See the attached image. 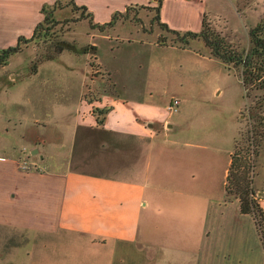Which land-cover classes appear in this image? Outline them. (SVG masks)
Here are the masks:
<instances>
[{"label": "crops", "instance_id": "obj_1", "mask_svg": "<svg viewBox=\"0 0 264 264\" xmlns=\"http://www.w3.org/2000/svg\"><path fill=\"white\" fill-rule=\"evenodd\" d=\"M34 1L36 12L33 17L30 16L29 9L26 12L23 10L27 8L24 2L29 0H0V9L3 11L0 18L6 19V22L0 20L3 36L13 34L16 39L19 35L32 34L35 25L43 18L40 8L44 3L53 2ZM74 1L86 6L99 23L110 20L115 11H122L127 6L149 3V0ZM223 1L230 4L236 2ZM29 5H32V0L28 7ZM18 19H29L27 28H24L26 30L18 29L15 32L13 26ZM201 20L194 27L178 28L174 24H167L176 30L199 31ZM147 62L146 65L149 64ZM97 64V71L108 75L117 72V65L114 63L97 60ZM146 72V77H150L149 67ZM108 75L106 77L109 80ZM108 80L103 85L95 80L89 83L88 90L95 88L99 91L98 95L88 98L81 96V85L64 102L52 101L57 106L60 105L54 108L55 112L58 108V113L52 118L54 129L47 131L46 122L41 124L43 131L38 133L39 139L46 145L44 150L49 152L48 157L42 153L39 159L41 163L47 162L52 169L37 167L26 170L21 167V160L8 150L0 153V264H113L119 256L117 254L121 253L118 259L121 262L125 253L130 251L129 248L137 251L146 249L149 256L146 254L144 260L150 264H162L165 260L162 257H167L172 247V234L169 236L164 232H171V225L163 223L159 218L155 219L162 210L172 212L173 226L177 224L175 221L180 223V218L191 221V226L187 229L193 233L196 229V232L200 231V238L195 241V245L199 246L198 250H211L214 253L220 235L226 233L225 229H229V226L239 230V234L231 239L232 243L236 242L237 247L245 245V239L246 242L248 240V233H245L248 231L245 219L247 214L240 212L237 199L226 201L224 196L215 201L213 198L206 199V194L194 195L193 190L192 193L185 187H176L174 190L170 187L171 182L191 185L197 180L208 183L217 173L224 178V185L233 141L239 133V112L235 113V121L233 116L227 117L222 112L225 119L223 129L219 131L222 147L213 148L218 155L224 154L225 162L194 159L195 171L192 160L185 154L189 146L186 144L189 143H181L179 138L169 139L171 131L173 136L175 133L179 136L188 130L196 116L191 115L189 106L195 102L190 101V98L184 101L181 97L178 111L170 114L166 112V106L174 94L161 99L155 97V94L154 99L152 95L145 99L137 93L124 97L110 92L113 82ZM116 83L126 89L122 82ZM144 85L142 95L150 89L151 80H146ZM78 86L76 84L73 87ZM65 92L68 93V90ZM148 92L152 94L151 90ZM104 107H108L109 111L104 121L98 123L92 109ZM8 145L13 149L12 143ZM202 148L205 149V146ZM67 150L64 160L61 157L59 159L58 156L64 155ZM165 150L166 162H161ZM75 160L86 165V168L88 165H99L104 169L106 166L108 169L116 166L118 171L79 170L72 166ZM156 161L161 163V168ZM199 163L200 171L197 167ZM164 165L166 169L163 168ZM122 167H126L127 172L121 173ZM161 177L168 181L161 188L162 191L158 189L159 180L156 179ZM176 199L178 204L192 199L194 213L188 207H174ZM204 200L211 201L213 210L210 213L208 208L206 210L201 205ZM262 201L264 212V200ZM231 204H235L234 213L231 210L223 216L224 208ZM214 207H217L216 210ZM179 209L185 212L175 211ZM252 222L254 224V220ZM254 225L251 228L253 231ZM160 232L164 233L163 238L166 239L162 240ZM209 255L204 257L206 263L213 259ZM166 261L165 264H171L168 258Z\"/></svg>", "mask_w": 264, "mask_h": 264}, {"label": "rangeland", "instance_id": "obj_2", "mask_svg": "<svg viewBox=\"0 0 264 264\" xmlns=\"http://www.w3.org/2000/svg\"><path fill=\"white\" fill-rule=\"evenodd\" d=\"M29 2H24L27 8L23 10L26 12L29 9L30 16L34 17L35 1L32 0V5L28 7ZM67 2L68 0H62L61 8L51 12V21L47 24L51 28L47 35H40L28 42L20 52L12 55L5 65H0V153L8 150L11 155L21 160L20 165L26 170L37 167H42L43 170L52 169L47 162L41 163L39 159L42 153L49 156V152L44 150L46 145L39 139L38 133L43 131L41 124L47 122V131L53 130L52 118L58 113V108L56 112L54 108L60 105L57 106L52 101L64 102L65 98L76 93L81 85L83 86L81 96L88 98L99 94L97 89L88 90V87L90 88L89 83L92 80L100 81L102 85L108 80L106 72L97 71L99 68L97 60H102L117 65V72L108 75L109 80L113 82L110 85V92L124 97L137 93L145 99L150 95L154 99V94L159 99L174 94L172 98L178 99L179 103L181 97L184 101L190 98L192 99L190 101L195 102L189 106L191 115L196 114V116L188 130L180 133L179 136L176 133L173 136L174 133L171 131L169 137L171 140L179 138L181 143H189L186 144L189 146L185 154L192 160L195 171L194 159L225 162L224 154L218 155L213 147H222L219 131L225 124L223 115L233 116L235 121V113L239 112V133L235 138V149L248 159L251 188L261 205L264 200V93L262 90L245 88L241 82V69L233 66L227 69L218 58L211 55L210 49L200 38L189 39L184 43L172 32L162 29L154 20L155 11L148 8L155 7L158 0H149L148 4L132 5L126 16H120L112 27L103 32L92 29L87 20H78V12L73 11ZM45 11H49V8ZM2 13L0 9V15ZM203 15L209 27L224 38L230 49L238 52L247 51L250 47L249 27L260 20L264 23V0H236L234 4L223 0H205V3L204 0H165L164 2L161 0L160 21L171 26L174 24L178 28L194 27ZM0 20L6 19L0 18ZM28 20L18 19V22H14L15 32L27 28ZM168 24L167 26L171 28ZM14 36L8 33L3 36L0 31V47L15 44L17 38L15 39ZM162 40H165L163 45L158 43ZM91 45H96V48H90ZM58 47H63V50L57 52ZM143 60L148 61L149 64L146 65ZM147 67L151 71L148 78ZM146 80H151L152 87L149 85V90L152 94L148 90L142 95ZM116 81L122 82L126 89L121 88ZM76 84L79 86L73 87ZM107 88L109 89L108 85ZM66 90L68 93L65 92ZM166 112L170 113L167 110ZM255 131L258 133L257 138ZM10 143L13 144V149H10L8 145ZM47 145L50 148V144ZM203 145L205 149L202 148ZM66 152L68 153V150L64 151V155L58 156L59 159L61 157V160H64L67 156ZM162 161L166 162V150ZM156 163L160 162L156 161ZM127 165L129 166V163ZM72 166L86 171L111 172V169L118 171L116 166L111 169L106 166L104 169L99 165H88L86 168V165H81L77 160L73 161ZM161 166L160 163L159 168ZM200 166L199 163L197 165L199 171ZM126 167H122L121 173L126 171ZM163 168L166 169V165ZM156 179L159 180L158 189L162 191L161 188L166 186L167 180L162 177ZM223 181L224 178L217 173L208 183L197 180L191 185L171 182L170 187L172 190L176 187L182 189L185 187L192 193L194 191V195L206 194V199L213 198L217 201L225 196ZM210 202V200L201 202L202 207L209 209V213L213 210ZM183 203L178 204L176 199L174 207L180 206L183 209L188 207L193 214L194 201L190 199V202ZM217 207H214V210ZM234 208L235 204L225 207L223 216ZM164 212L166 211L162 210L155 219L159 218L163 223L171 225L172 231L164 230V232L169 236L172 234L170 242L172 247L167 257H162L165 258L162 264L167 262V258L171 264H264V246L254 225L255 222L252 224L251 215L245 216L248 222V231L245 232L248 233L246 244L237 247L236 242L232 243L231 239L239 234V230L229 226V229H225L226 233L220 235L218 247L213 253L211 250L207 252L198 250L199 246L195 245L197 244L195 241L200 238V231L196 232V229L193 233L187 229L191 226V221H183L180 218L178 219L180 223L175 221L177 224L173 226L172 212ZM243 224H246V221H243ZM163 234V232L159 234L162 240L166 239L163 238ZM194 234L197 236H193ZM128 250L130 251L125 253L121 262H118L121 253L117 254L119 256L113 264H150L149 261L144 260L146 254L149 256L146 249L137 251L129 248ZM208 254L213 258L210 259V263H206L204 259Z\"/></svg>", "mask_w": 264, "mask_h": 264}, {"label": "trees", "instance_id": "obj_3", "mask_svg": "<svg viewBox=\"0 0 264 264\" xmlns=\"http://www.w3.org/2000/svg\"><path fill=\"white\" fill-rule=\"evenodd\" d=\"M67 3L73 11L78 12V20H87L92 29H97L100 32L106 31L108 28L112 27L115 20L120 16H126L131 7L127 6L123 11H115L110 20L99 23L94 20L93 13L86 6L78 5L74 0H68ZM61 5L62 0H53L51 4L44 3L40 8L43 18L35 25L30 37L26 38L23 35H19L15 44L0 47V65H5L9 58L20 52L23 46L28 42L36 39L40 35H47L51 28L47 25L51 21V12L61 8ZM46 8H49V11H45ZM148 8L155 11L154 20L157 21L162 29L172 32L177 39L184 43H187L189 39L200 38L210 49L211 55L218 58L227 69H231L232 66L233 68L238 67L241 69V82L245 88L259 89L264 93V23H262V20L249 27V49L247 51L238 52L234 49H230L224 38L218 33H215L209 27L204 19V15L201 20L199 31H180L171 29L166 23L160 21L159 12L161 8V0H158L155 7ZM158 43L163 45L165 44V40ZM90 48L95 49L96 47L95 45H91ZM62 50L63 47H58L57 52H61ZM108 111V107L92 109V113L95 115L98 123L104 121ZM257 135L258 133L255 131V138H257ZM235 145L236 140L234 139L230 154V163L228 165L227 175L224 182V198L226 201L237 199L240 212L252 216L264 246V212L251 188V179L248 175L250 168L248 159H246V156L236 152Z\"/></svg>", "mask_w": 264, "mask_h": 264}, {"label": "built area", "instance_id": "obj_4", "mask_svg": "<svg viewBox=\"0 0 264 264\" xmlns=\"http://www.w3.org/2000/svg\"><path fill=\"white\" fill-rule=\"evenodd\" d=\"M178 107H179V101H178V99L172 98L168 102V104L166 106V109H167L168 112L173 113V112H177L178 111Z\"/></svg>", "mask_w": 264, "mask_h": 264}]
</instances>
